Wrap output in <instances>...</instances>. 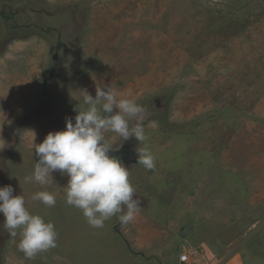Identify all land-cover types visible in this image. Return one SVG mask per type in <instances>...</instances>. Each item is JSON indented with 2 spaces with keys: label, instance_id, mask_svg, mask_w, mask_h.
I'll use <instances>...</instances> for the list:
<instances>
[{
  "label": "rangeland",
  "instance_id": "374dc122",
  "mask_svg": "<svg viewBox=\"0 0 264 264\" xmlns=\"http://www.w3.org/2000/svg\"><path fill=\"white\" fill-rule=\"evenodd\" d=\"M102 85L146 109L144 143L105 137L152 152L154 170L120 160L162 235L127 237L116 217L90 227L59 172L25 182L33 135L63 129ZM0 111V187L58 233L28 260L0 214V264H264V0H0ZM41 190L54 207L31 199Z\"/></svg>",
  "mask_w": 264,
  "mask_h": 264
},
{
  "label": "clouds",
  "instance_id": "9594fccd",
  "mask_svg": "<svg viewBox=\"0 0 264 264\" xmlns=\"http://www.w3.org/2000/svg\"><path fill=\"white\" fill-rule=\"evenodd\" d=\"M82 91V106H77L74 118L65 120L63 129L48 132L39 143H34L33 135L31 153L37 159L25 182L46 186L54 182L52 173L59 172L67 177L64 202L79 209L90 227L103 228L112 217L127 225L135 219L140 200L136 198L128 168L109 154L112 146L105 133H115L123 141L134 138L144 143L146 109L132 99L119 97L105 85L96 87L95 97ZM3 123L0 121V130ZM136 151L137 163L154 170L155 158L147 145ZM31 199L47 207L56 204V196L46 190L34 192ZM0 214L9 235L19 234L17 249L26 259L57 247L54 224L30 212L24 196L13 195L11 185L0 187Z\"/></svg>",
  "mask_w": 264,
  "mask_h": 264
},
{
  "label": "crops",
  "instance_id": "0c3cea01",
  "mask_svg": "<svg viewBox=\"0 0 264 264\" xmlns=\"http://www.w3.org/2000/svg\"><path fill=\"white\" fill-rule=\"evenodd\" d=\"M175 153H178V152H174V153H172L171 152V154L170 155H167L168 157L170 156V157H173V156H175ZM182 157H183V162L182 163H184L185 162V154L184 155H182ZM154 205L156 206V208H153V213H155V212H157L158 210H157V203L155 202L154 203ZM147 209V208H146ZM146 209H142V210H140V213H137L136 214V216H135V219L132 221V222H130V225H129V227L125 230V235L128 237L129 235H131V234H129V232H130V230H132V228L135 230V231H137L138 233H139V235H140V238H143V236H145L146 235V237H148L149 235H151V236H153L154 235V232H157V231H159V234L158 235H162V232L160 231V230H162L163 228L162 227H157V224L155 223V220L153 219V217L149 214V211L147 212V210ZM183 211H184V208H183ZM144 214H143V213ZM188 216V215H187ZM181 219H182V223H186V224H189V223H191V224H193L194 225V222L193 221H190V219H189V217H181ZM181 219H178V221L179 220H181ZM193 220V219H192ZM226 219L225 218H223V222L225 221ZM132 223V224H131ZM137 224V225H136ZM178 225V224H177ZM179 226V225H178ZM170 229V228H169ZM169 229H168V231H169ZM192 228H188V227H186L185 229H183L181 232H180V229H178V227H177V229H176V231L178 232V233H180V236L181 237H185V236H190L189 234H191V233H188L190 230H191ZM134 245H136L139 249H141V250H145V249H148L149 247H151L150 245H149V243H144V240L143 239H141L139 242H136V244H135V242H134ZM183 248H184V245H183ZM194 249H197V248H194ZM204 250H206L205 248H204ZM197 251V250H196ZM203 250H201V252H202ZM208 251V250H207ZM180 260V259H179ZM205 264H207V263H205Z\"/></svg>",
  "mask_w": 264,
  "mask_h": 264
},
{
  "label": "water",
  "instance_id": "95a60500",
  "mask_svg": "<svg viewBox=\"0 0 264 264\" xmlns=\"http://www.w3.org/2000/svg\"><path fill=\"white\" fill-rule=\"evenodd\" d=\"M133 146H130L126 143L123 148L119 150H110L109 154L115 157H118L119 159H122L125 163L128 160H131L132 162L136 161V153L137 151L132 150Z\"/></svg>",
  "mask_w": 264,
  "mask_h": 264
},
{
  "label": "built area",
  "instance_id": "2783aa9c",
  "mask_svg": "<svg viewBox=\"0 0 264 264\" xmlns=\"http://www.w3.org/2000/svg\"><path fill=\"white\" fill-rule=\"evenodd\" d=\"M180 261L181 262H188V255L185 252L183 254H181Z\"/></svg>",
  "mask_w": 264,
  "mask_h": 264
},
{
  "label": "trees",
  "instance_id": "16d2710c",
  "mask_svg": "<svg viewBox=\"0 0 264 264\" xmlns=\"http://www.w3.org/2000/svg\"><path fill=\"white\" fill-rule=\"evenodd\" d=\"M63 101H64V102H66L67 100H66V99H64ZM72 111H73V112H74V114L76 115V112H75L74 108L72 109Z\"/></svg>",
  "mask_w": 264,
  "mask_h": 264
}]
</instances>
